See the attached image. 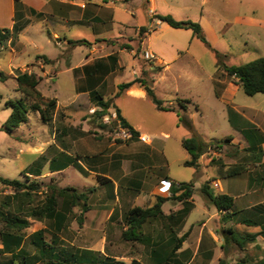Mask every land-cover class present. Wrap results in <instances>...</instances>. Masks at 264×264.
Here are the masks:
<instances>
[{
  "label": "rangeland",
  "instance_id": "obj_1",
  "mask_svg": "<svg viewBox=\"0 0 264 264\" xmlns=\"http://www.w3.org/2000/svg\"><path fill=\"white\" fill-rule=\"evenodd\" d=\"M140 1L134 0L130 7L134 13L133 17L118 10L115 13L119 21L131 27L128 31L129 43L103 41L102 38H111V34L116 36L118 30L116 24H106L102 26V29L106 30L105 37L89 45L70 44L67 48L60 35L57 36L58 38L52 36L51 40L48 38L47 25L44 23L45 31L41 30L38 24H31L25 32L18 34L15 41L8 42L3 49L0 48V177L18 180L24 184L34 181L38 185V189L30 192L27 197L19 194L13 198L10 188L0 184V211L16 213L17 210L22 209L26 212L38 207L51 189L73 188L78 192L93 189V192L88 195L89 211L82 213L84 222L81 225L77 224V217L80 213L78 207L72 209L65 229L60 233H56L51 221L28 219V228L19 235L23 240L22 251L29 256L34 255V251L29 246L32 235L42 230L43 239L46 242L49 243L55 236L58 246L63 248H70L71 245L93 246L94 248L105 235L109 241L114 243L115 247L109 250L112 254L125 256V258L144 257L145 250L141 244L138 242L123 243L124 241L119 237L125 227L124 215L131 207H151L156 197L168 198L170 196L169 192L163 194L158 190L157 196L153 199L148 195V191H143L139 195L138 187L127 186L130 190H126V183L140 182L142 179L140 173L148 175V181L152 180L151 189L156 188L157 185L159 189L158 180L164 177L182 182L194 180L192 200L195 207L187 217V226L203 219L204 208L215 209L200 193L211 170L201 167L199 173L196 174L194 169L183 166L186 154L180 146V141L181 134L186 135L187 131L183 128L175 129L171 116L156 115L154 107L148 100L135 103L122 96L115 98L123 92L118 90L121 84L134 79L145 83L153 80L151 89L156 98L163 101L168 100L173 96L172 91H175L180 98L190 99L192 103L188 106L190 110L187 112L178 108L176 103L178 100L175 101V105H167V107L170 109L175 107L181 118L185 116L190 120L194 133L205 144L200 161L213 159L216 165L226 162L231 163L230 166L243 165L246 167L252 164L251 155L241 150L239 143L237 144L232 139V137L236 138V133L230 128L226 118V111L232 105L224 104L219 96H216L215 93L220 94L223 89L220 86L215 87L209 75H212L213 81L225 86L231 83V80L218 64L227 67L243 65L264 57V50L241 55L238 48L240 39H237L238 37L235 39L230 34L216 41L211 39L214 46L212 50H209L195 36L191 41L187 40V33L183 30L168 32L161 36L162 39L152 40V46L161 47L165 43L176 41L188 51L177 62L169 61V70L159 75L160 71H158L155 60L150 63L144 57L145 51L142 45L146 38L145 34L139 36L138 31L134 29L137 26L146 25L145 13H143ZM199 1L179 0L178 7L168 4L169 7L164 10L172 12L173 17H171L176 21L189 20L200 25ZM263 1L247 0L245 5L254 8L258 16L264 18ZM227 2L228 5H226ZM232 2L236 1L208 0L203 8V14L206 10H210L219 16L226 17L227 13L235 8ZM116 3L117 6L121 4ZM166 6L163 5V8ZM148 15L152 17L153 13L149 12ZM32 20L34 21L33 18ZM158 23L155 19V23L146 28L151 30ZM207 26L213 29L216 27L210 21L208 25H204L205 30ZM72 34L73 36L84 35L87 39L92 36L91 30L78 28H74ZM234 34L237 35L238 32L235 30ZM208 36L210 34L204 32L206 40ZM127 45L132 48L134 61L128 54H121L120 57L125 67L124 72L122 69L112 70L111 65L115 63L113 61L115 57L111 54ZM41 54L52 59L49 65L45 63L42 56H39ZM190 55L194 56L197 61H193ZM69 56L71 66L86 65L83 67L84 74L78 71L74 75V82L71 81V74L64 70L66 66H69L67 58ZM85 58L89 60L87 64L84 63ZM131 66H134L132 71H130ZM59 70L61 71L58 74ZM94 72L102 77L98 83L93 78H88V75L92 77ZM19 73L35 74L40 77L41 81L36 88L37 91L45 99L56 100L51 127L41 121L38 112L30 109L26 122L11 132L4 129V123L10 114V108L6 106V102L24 101L23 98H25V104L27 103L28 106L32 104L31 99L17 91L15 77ZM96 97L109 103L106 110L97 106ZM254 99H264V95L257 94ZM251 101V97L245 96L241 90H238L233 104L250 105ZM184 104V102L181 103V105ZM162 107L166 106L162 105ZM115 109H119L128 121L142 122L143 125L153 129L148 132L151 140L149 147L141 144L138 138L121 139L115 124L112 121L105 122V118ZM102 113H104L103 116H101ZM226 138H230V142H223ZM211 141H221L223 144L217 145L220 146L217 148L215 143L211 144ZM147 149L152 150V154L149 153L153 156V165L149 166L153 168L146 167L145 157L142 155ZM62 152L72 157L74 161L75 158L80 159V162L90 172L82 176L75 167L70 165L64 171L49 173L47 165L52 158H56L59 164L64 163L65 158L60 155ZM36 168L40 170V176H25L24 172ZM129 171L135 172L132 175H126ZM100 177L108 179L112 188L100 186L97 182ZM111 180L115 181L118 186L117 200L113 194L115 190ZM62 204L63 198L60 197L59 207ZM180 207H182L180 203L170 200L162 204L161 211L169 215L170 211ZM113 210L116 222L114 226H111L113 228L111 231L106 225V217ZM164 224L165 222L160 220L151 221L144 226L145 233L155 231ZM1 228L2 222H0ZM158 231L165 234L162 229ZM9 260V255L0 253V263H6ZM33 264H43V262L34 261Z\"/></svg>",
  "mask_w": 264,
  "mask_h": 264
},
{
  "label": "crops",
  "instance_id": "obj_2",
  "mask_svg": "<svg viewBox=\"0 0 264 264\" xmlns=\"http://www.w3.org/2000/svg\"><path fill=\"white\" fill-rule=\"evenodd\" d=\"M133 1L134 0H19L21 7L16 9L14 0H0V29H12L16 20L18 25L22 26V29L19 32L20 35L25 32L27 27H29L31 24H38L40 29L45 31V23L47 25L46 29H48L47 32L49 33L48 38L51 40L52 36L58 38L57 36L60 35L64 41V44L68 48L70 42L84 41L88 44H91L93 41L100 40L101 37L106 36V30H104V28L102 29V26L106 24H116L118 26L116 36L111 34V38H102V40L128 42L127 39L130 38L128 31L131 30V27L119 21L115 13L118 10L123 14L128 13L133 17L134 13L130 10L131 5H133ZM235 1L236 2H232L235 8H232L231 11L227 13V16L225 15L226 17L223 15L219 16L217 13H214L210 10H206L203 14V8L206 6L208 0L199 1L198 5L201 9L199 24L203 28H201V30L203 35L204 32L210 34L206 40L209 48L205 45L204 46L209 50H212L214 42H211V39L216 41L219 38L227 37L230 34L233 35L235 39L237 37V39H240L238 48L241 52V55H246L248 53H258L259 50L263 51L264 18L258 16L254 8H250L249 5H245L247 4V0ZM116 2H119L122 5L119 4L121 5L119 7V5L117 6ZM158 3H160V5ZM140 4L143 9V13H145L144 15L146 25L140 27L137 26L134 29L138 32L141 28L147 29V33L145 34L146 38L144 39L142 48L145 52H148L154 56L155 64H157L158 68L160 69L159 75H163L170 68L169 61L177 62L183 55L186 54L188 50L178 44L176 41H170V43H165L161 47L152 46V40H158V38L159 40L162 39L161 36L164 33L166 34L168 32H176L181 30L173 29L167 24L161 23L159 21V23L151 30L146 27L155 23L154 17L156 15L171 17L173 15L172 12L164 9L169 7L168 4H171V6L176 5L174 7H178L179 0H141ZM228 4L229 3L227 2L226 5ZM163 5L164 7L167 5L166 8H163ZM149 12L153 13L152 17L148 15ZM208 21L214 23L216 27L213 29L207 26V31L205 30L204 25H208ZM74 28L91 30L92 36L88 39L87 37L85 38L84 35L80 34L73 36L72 30ZM235 30L238 32L237 35L234 34ZM183 31L187 33V40L189 39L191 41L194 38L195 35H193L190 30ZM137 34L139 35V33ZM126 47L129 48H122L111 54L115 57L113 60L115 63L111 65L112 70L117 71L118 69H122L124 72L125 67L123 66L120 57L121 54H128L134 61L132 48L129 45ZM126 50H129L130 52H127ZM39 56H42L44 60H48V65L52 61V59L46 55L41 54ZM190 56L193 61H197L194 56ZM67 58L69 59V66H66L64 70L71 74V81L74 82V75H76L78 71L84 74L83 67L86 65L80 64L79 67H73L70 64L71 57L69 56ZM85 59L84 63L87 64L89 60H87V58ZM133 67L134 66L130 67V71H132ZM60 71L61 70L58 71V74ZM92 74L95 76L92 75L91 77L88 75V78H93L96 83L102 80L101 75H97L95 72ZM84 77L85 76H83V78ZM209 77L210 81L215 87L220 86L223 89L220 94L216 92V96H219V99L224 104L232 105L229 108L234 113V126L229 124L226 111L227 122L230 128L236 133V138L231 136L232 139L235 140L237 144L239 143L241 150L243 151H247L249 148V143L246 140L247 138L251 146L256 145L257 151L258 149L261 150L259 162L253 163L252 161V164L246 167V171L232 178H226L224 175L225 169H227L231 163L225 162L216 165L214 162H211L212 159L203 162L199 160V169L195 171V173L198 174L201 167L205 168L206 170L209 168L211 172L206 182H209L211 191L214 195H226L231 197L233 200L232 208L229 211H217L216 209L212 210L206 207L203 210V219H200L199 221L191 223L189 226H187V217L195 207L191 197L190 201L193 204V209L181 222H177L175 224L173 220L168 221L166 219H155L165 222L164 225L159 227V229H162L163 233L165 234L159 232V229H156L155 231L151 230L150 233H145L144 226L146 224L143 226L142 231L145 236V241L139 244L144 247V257L134 256L131 258H125V256L112 254L109 250H111L110 248L115 247L114 243L109 241L105 235H103L100 241L96 243L94 248H92L93 246L88 247L75 245H71V247L89 249L101 252L103 254H108L114 257L115 260L123 262L124 264H131L133 261L139 264H219L221 261L224 264H258L264 260V141L261 144H258L259 138L262 137L264 140V99H254V95L251 97L252 101L250 105H234L233 101L235 94L238 90H241L239 86L233 84L232 82L222 86L221 83L213 81L212 75H209ZM172 94L173 96L165 101L157 98L162 102V105L166 106L165 110L163 111L158 110L151 103L149 98L146 96L143 87L139 86L138 84H133L115 98L122 96L131 99L135 103L148 100L154 107L156 115L171 116L173 118V126L175 129L183 128L187 131L186 135H184V133L181 134L182 141L183 139L191 137V132L185 127L183 123L179 122L181 117L179 112L176 111V108L174 107L170 109L167 107V105H175V101L178 100L176 102L178 108L183 112H187L190 110L188 106L192 103V101L188 98H180L178 94L175 93V91H172ZM182 102L185 104L181 105ZM119 113L125 122L135 132L138 133V137L146 136L148 138V143L139 142L145 147H149L151 140L149 138L148 132L152 131L153 129L147 125H143L142 122H136L134 120L130 122L120 110ZM182 119L190 122V120L186 119L185 116L182 117ZM164 136H166V134H164ZM135 139H137V137ZM149 149H147V152L145 151V153H147V155L149 154L151 157L149 155L147 156L145 153L142 155L145 157V163L147 165L146 167L153 168V166H149L153 165V156L151 155L152 150ZM184 152L186 154L184 155L185 162L188 161L190 157L185 150ZM79 163L87 173L90 172L82 162ZM221 166L223 167L222 170ZM134 172L135 171H129L126 173V175H132ZM49 173L52 172L49 171ZM140 176L142 178L140 182L126 183V190H130V188L127 186L138 187L139 189L137 188V192H139V195H141L143 191H148V195L154 199L157 196L158 185L156 188L151 189L150 186L152 180L148 181V175L140 173ZM161 180H165L174 184L188 183L168 177L160 178L158 183ZM111 181L114 184L115 190L113 194L117 200L118 186L116 185L115 181ZM214 182L218 184V189L213 187L212 184ZM181 209L182 207L177 208L174 211H170L169 215L174 214ZM113 212L114 210L110 211L106 217V225H108L109 230L111 231H113L111 226H114V222H116V215H113ZM227 213L230 215V217L223 221V216H225ZM163 215L168 216L164 213ZM126 228L127 227L125 226L122 231L126 230ZM186 232H188V236L181 243L180 248L174 253L170 254V238L174 234L179 238ZM119 237L121 238V233ZM123 243L128 242L124 241Z\"/></svg>",
  "mask_w": 264,
  "mask_h": 264
},
{
  "label": "trees",
  "instance_id": "obj_3",
  "mask_svg": "<svg viewBox=\"0 0 264 264\" xmlns=\"http://www.w3.org/2000/svg\"><path fill=\"white\" fill-rule=\"evenodd\" d=\"M15 8L19 9L21 7L19 0H14ZM161 23L167 24L169 27L178 30H190L193 35L206 47L209 48V45L203 35L200 25L191 22V21H176L170 16H160L156 15L154 17ZM22 26H19L15 20V24L12 29H0V48L3 49L6 47L8 42L15 41ZM139 36H142L147 33V29H139ZM72 45H89L84 41L70 42ZM122 48H129L123 46ZM218 55V54H217ZM45 63L48 64L49 61L45 59ZM226 76L231 80V82L241 89L243 94L248 97H252L257 94L264 95V57L258 58L251 62L245 63L238 66H224L218 64ZM160 69H158L159 71ZM17 83V91H20L27 98L31 99L32 104L30 106L25 104L24 101H8L6 106L10 108V114L4 123V129L8 132H11L13 129L17 128L20 124L27 121L28 111L31 109L34 112H38L41 121L51 127L52 117L56 109V100L55 99H45L37 91V86L41 81L40 77H37L35 74L19 73L15 77ZM133 84H138L143 87L146 96L149 98L151 103L158 110H165L162 107V102L158 100L152 89V80L149 83L144 81H139L134 79L131 82L124 83L118 86L119 91H124L131 87ZM97 98V106L106 110L109 106L108 102H103L101 98ZM1 100V96H0ZM116 118L119 124L128 130L131 131L133 138L138 137V133L135 132L121 117L119 110H114ZM104 113L101 114L103 116ZM228 122L231 126H234L233 122V111L229 108L227 109ZM179 122L183 123L185 127L191 132V137L183 139L181 141V147L189 155V160L183 163L184 167L192 168L195 171L199 169V160L203 154V148L205 144L197 137L194 133L190 122L185 119L180 118ZM249 143V148L246 151L252 157L253 163L259 162V157L261 155V150L257 146H251L248 138L246 139ZM263 138H259L258 144L263 142ZM217 146L221 141H211ZM223 142H230V138H226ZM252 144V143H251ZM61 156L65 158L64 163L59 164L56 158H52L49 161L48 169L50 172H58L66 169L70 165L75 167L77 171L85 176L87 172L81 167L80 159L75 161L72 157L66 155L65 153H60ZM211 162H214L212 159ZM223 167L221 166V170ZM246 171V166L243 165H234L229 166L224 171L226 178L235 177L242 172ZM25 176H34L38 177L41 175L39 169H30L27 172H24ZM26 176V177H27ZM97 182L100 186L107 188H112L111 182L104 178L100 177L97 179ZM0 184L7 186L13 192V198L19 194H23L26 197L30 192H34L38 189V185L34 181H30L28 184L21 183L18 180H8L0 177ZM193 181L188 183H171L170 188V197H156L155 203L151 207L141 208L133 207L128 209L124 215V224L127 227L126 230L121 232L122 240L126 242H138L143 243L145 241V236L143 234V226L152 220H168L181 222L186 218L188 213L193 209V204L190 201L193 195ZM93 192V189H88L84 192H78L73 188L65 189H51L49 193L46 194L43 203L32 209H29L26 212H23L22 209L17 210V212H3L0 211V222H2V228L0 229V241L2 244V249L0 250L1 254H6L10 256V260L6 263L0 264H33L34 261L43 262V264H124L123 262L115 260L114 257L103 254L98 251L89 250V249H79L75 247L63 248L58 246L55 236L51 238V241L48 243L43 239L44 232L42 230L35 232L32 235V239L29 242L30 248L34 251V255L29 256L26 252L22 251L23 240L19 235L24 229L28 228L29 223L28 219L33 220H48L53 222L55 226L56 233H60L65 229L69 215H71L72 209L78 207L80 213L77 217V224L81 225L83 222L82 213H85L89 210L87 205L88 195ZM200 193L203 198L215 207L217 211H229L232 208L233 200L231 197L226 195H214L209 187V182H206L200 189ZM63 198V204L61 207L58 205V199ZM176 201L181 204L182 209L174 214L164 216L161 211V206L166 201ZM230 215L225 214L223 216V221L228 219ZM54 235V234H53ZM188 236V232L184 233L181 237H176L174 234L170 240V254L174 253L181 246V243ZM131 264H139L133 261ZM219 264H224L222 261ZM258 264H264L262 260Z\"/></svg>",
  "mask_w": 264,
  "mask_h": 264
},
{
  "label": "built area",
  "instance_id": "obj_4",
  "mask_svg": "<svg viewBox=\"0 0 264 264\" xmlns=\"http://www.w3.org/2000/svg\"><path fill=\"white\" fill-rule=\"evenodd\" d=\"M144 57L150 63H152L155 60L154 56L152 54L148 53V52H145L144 53ZM110 121H112L115 124L116 130H117V133H118V136L121 139H123V140H132L133 139V136L131 134V131L128 130V129H126V128H123L119 124V122H118V120L116 118L115 112L110 113L105 118V122H110ZM137 138H138V140L141 143H148V138L146 136H139ZM212 185H213V187L215 189H218V184L216 182H214ZM170 188H171V183L170 182L165 181V180H161L159 182V189L158 190H159L160 193H163V194L164 193H168L170 191Z\"/></svg>",
  "mask_w": 264,
  "mask_h": 264
}]
</instances>
